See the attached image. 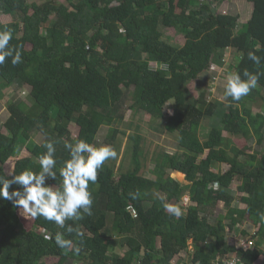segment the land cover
I'll list each match as a JSON object with an SVG mask.
<instances>
[{
    "label": "trees",
    "instance_id": "obj_1",
    "mask_svg": "<svg viewBox=\"0 0 264 264\" xmlns=\"http://www.w3.org/2000/svg\"><path fill=\"white\" fill-rule=\"evenodd\" d=\"M246 1L252 3V11L238 25L236 12L212 13L211 2L205 0H46L43 4L0 0V13L12 18L8 23L0 20V30H12L10 45H19L22 53V63L13 66L9 59L0 66V98L6 87L16 91L7 105V133L0 132V175L11 179L25 169L39 171L38 158L46 152L43 145L52 141L57 150L63 143V151H55L57 180L47 181L59 187V169L70 159L64 142L73 140L68 126H78L76 141L99 146L97 140L102 139L114 144L120 129L113 124L123 118L124 107L144 110L156 119L166 117L162 126L184 148L181 155L157 153L154 178H149L140 174L142 137L131 136V168L116 177L107 161L97 183L89 185L92 214L67 221L65 228L33 218L26 230L19 207L0 199V264H171L187 249L188 239L193 243L191 264H213L231 251L245 264H254L264 248V116L251 110L253 103H264V0ZM165 28L182 34L183 44L165 40ZM228 48L235 72L242 79L245 71L259 74L257 85L262 91L256 87L239 102L229 98L230 106L225 104L222 113L211 118L222 108L217 102L206 103L201 93L195 97L189 84L215 60L223 65ZM250 51L260 57L259 64L248 58ZM152 62L159 67L151 69ZM16 85H27L26 100L19 97ZM169 98L174 103L168 104L172 114L166 115ZM104 126L108 129L103 135ZM234 135L255 138L254 152L236 147ZM20 147L30 156L17 159L8 175L4 165ZM207 149L206 158L198 160ZM212 163L220 168L224 164L225 171H212ZM174 171L184 173L189 183L172 177ZM234 180L239 181L235 193H240L243 206L234 203L235 193L228 192ZM137 192L138 198L132 199ZM186 194L190 205L181 208L182 216L164 210V203L179 206ZM217 201L227 206L222 215L226 223L222 217L213 223L210 217L215 213L208 216ZM109 214L112 245L97 223ZM244 219L258 227L249 235L253 247L235 248L227 243L226 228L237 230ZM68 225L71 233L66 231ZM58 232L72 240L79 254L56 245ZM116 245L123 254L112 253Z\"/></svg>",
    "mask_w": 264,
    "mask_h": 264
},
{
    "label": "clouds",
    "instance_id": "obj_2",
    "mask_svg": "<svg viewBox=\"0 0 264 264\" xmlns=\"http://www.w3.org/2000/svg\"><path fill=\"white\" fill-rule=\"evenodd\" d=\"M12 39L11 29L0 30V66L9 59L13 66L22 63L21 47L10 45ZM248 58L256 64L260 63V57L255 54V51H250ZM153 63V68L159 67L156 62ZM160 67L166 69L164 64ZM243 76L246 79H242L239 72L228 76L223 91L225 101H228L230 97L231 102H239L257 87L259 74L245 71ZM231 102L226 103V107L230 106ZM173 103V98H169L166 102L167 105ZM97 144L99 146L86 140H77L75 144L65 141L64 147L68 150L70 159L65 160L59 169V176L62 178L60 186L54 187L47 181L57 180L56 148L54 142H46L43 145L46 152L38 158L39 171L25 169L11 179L0 175V199L12 201L30 217L43 218L60 228H65L67 221L82 220L85 214L90 216L93 198L89 185L97 183L98 172L107 161L118 158L117 151L110 144H105L101 140H97ZM13 185L19 187L9 191ZM138 196V192L131 194L132 199H137ZM163 207L167 213L176 217L183 215V210L179 206L164 203ZM261 220H264V214H261ZM66 231L67 233L73 231L71 225L67 226ZM45 239H51V237H45ZM55 243L62 250L72 249L76 254L80 252L78 247L73 249L72 240L65 238L64 233L58 232L55 235Z\"/></svg>",
    "mask_w": 264,
    "mask_h": 264
},
{
    "label": "rangeland",
    "instance_id": "obj_3",
    "mask_svg": "<svg viewBox=\"0 0 264 264\" xmlns=\"http://www.w3.org/2000/svg\"><path fill=\"white\" fill-rule=\"evenodd\" d=\"M46 0H28L29 3H36V4H43ZM63 1V0H59ZM210 3L212 13H230V12H236L238 14L239 19H238V25H241L244 23L250 16V12L252 11V3L246 0H222L218 1L219 3H216L215 0H205ZM240 3V6H239ZM238 5V8L236 7ZM239 9V10H237ZM240 11V12H239ZM32 13V10L29 11V15ZM52 17L50 16L49 19ZM0 20L3 23H8L12 20L11 15H6L3 13H0ZM163 38L167 40L168 42H171L172 44L175 45H182L184 42L183 35L180 33L175 32V30L171 28H165L163 30ZM207 41L206 39H204ZM230 49H226V55H229L230 53L228 52ZM231 58L226 56L224 57V64L219 66V70L225 74V76L228 78L229 75L233 73V69L230 67ZM154 66V63L152 62L150 64V67ZM163 68H165L163 66ZM236 71V70H235ZM22 88V90H21ZM258 91H262L261 88L257 85ZM18 89H20L19 92V97L22 100H26L25 97L28 94V88L27 85L20 86ZM17 89V90H18ZM189 89L191 90L192 94L195 97H198V91L199 89L197 88V85L194 84V81L189 84ZM3 92V97L0 98V132L2 133H7L4 123L9 117V112L7 110V105L11 98L13 97V94L15 89L13 87H6L2 90ZM213 96V95H212ZM214 97V96H213ZM212 97V101H213ZM252 113L255 114L256 112L261 113L264 116V103L262 101H258L252 104L251 106ZM165 114L166 115H171L172 114V108L171 106L167 105L165 108ZM166 117L163 116V118L156 119L154 116L151 114L147 113L144 110L137 109L133 111L132 109H128L124 107V116L122 119H117V123L115 122L113 125L120 129V132L116 136V140L114 144L111 143H106L101 139V141L105 144H110L113 148L118 153V158L114 160H109L108 163L112 164L114 167L116 174V177L119 176V174L126 172L131 168V152L130 148L132 145V141L130 139L131 136L133 135H141V151H142V156H141V161H142V169L140 174H142L145 177L149 178H154L153 173V168H154V159L153 157L161 152V151H168L169 153H178V155H181V153H184V148L180 147L178 145V139L176 138V135L167 130L164 129L162 126V123L165 121ZM207 123L208 119H205ZM205 121L203 123H205ZM104 125H107L105 123ZM108 126V125H107ZM240 126L244 129H248V125L246 123H240ZM69 130L71 133V136L73 138L72 143H76V136L78 134V126L76 124L71 123L69 126ZM108 129V127H105L101 130V134L104 135L106 132L105 129ZM207 132L208 130L205 129ZM201 136L203 135V132L201 131ZM227 134V133H225ZM101 137V136H100ZM34 139H38V137H35ZM231 140L234 143V145L240 149H243L244 152L248 153H253L254 152V144L256 142L255 138H246L243 135L239 136H231ZM62 144H59V148L57 149L58 152L63 151L62 149ZM65 149V148H64ZM56 150V151H57ZM208 153V149L204 151L203 154H200L198 156L199 158L205 159ZM183 155V154H182ZM30 153L25 149V147H20L18 150L17 154L14 157H11L8 159L6 162L5 166V171L8 175L12 174L13 168H14V163L17 159L22 158V157H29ZM225 171L226 166L223 164L222 167L220 168V165L217 163H212L211 165V170L214 172H219ZM170 175L177 179L178 181L182 183H189L188 180H186V176L184 173L179 172V171H174L171 172ZM235 187L239 184V181L234 180L232 183ZM56 187L55 185H53ZM240 197V193H236V199L238 200ZM242 205V203H239ZM188 205H190V200L187 196H183L179 202V207L182 208H187ZM212 210H208L209 213L216 214L217 215H225L227 213V206L224 204V202H216V204L213 205ZM19 213H20V218H21V224L24 229L29 230L33 224V218L30 217L27 213L22 212V209L19 208ZM214 217V216H213ZM223 219V218H222ZM224 222H227V219H223ZM245 226H252V230L256 231V226L253 225L248 219H244ZM98 226L100 231H104L107 233L108 237L107 239L109 242L112 244L115 236H112V215L109 214L108 217H99L98 218ZM249 236H246V239H248ZM254 240V238H251ZM188 246L185 251H182L181 254H178L176 258L171 262V264H178L176 259L179 258H184L185 260L181 264H191V255L193 251V243L191 239H188L187 242ZM159 246V242L157 243ZM253 246V245H252ZM251 246V247H252ZM124 250L120 248L119 246H115L112 249V253H117V254H123ZM48 262H53L54 259H48ZM176 261V262H175ZM71 264H80V263H71ZM84 264V263H81Z\"/></svg>",
    "mask_w": 264,
    "mask_h": 264
},
{
    "label": "crops",
    "instance_id": "obj_4",
    "mask_svg": "<svg viewBox=\"0 0 264 264\" xmlns=\"http://www.w3.org/2000/svg\"><path fill=\"white\" fill-rule=\"evenodd\" d=\"M239 6H240V3H239ZM236 7L238 8V5H236ZM237 10H239V9H237ZM250 14H251V12H250ZM228 52L230 54L226 55V50H225L224 57H226V56L230 57L231 56V58H232L231 50ZM231 58L229 60H231ZM230 67L233 69V73H234L236 69L231 64H230ZM226 82H227V77L225 76L224 73H222L219 70V65H217V60H215V62L211 65L209 70H207L203 74H200V76L198 77V80L194 82V84L197 85V88L199 89L198 95L201 93L202 98L206 103L217 102L219 104V107L222 108L220 110H216L214 112V114L211 116V118H213L215 115L218 116L219 114H221L222 110H224V108H223L224 105L228 102V101L224 100V96H223L224 86H225ZM16 87L19 88L20 85H16ZM212 97H213V101H212ZM222 104H223V106H222ZM216 186H217V184L213 185V187H216ZM235 190H236V187L233 184H231V187L228 190V192L232 191V193H235ZM185 196L188 197V194H186ZM235 197H236V193H235ZM218 202H222V201H218ZM234 203H239V201L235 198ZM241 206H243V204ZM208 216H210L209 212H208ZM219 217H222L224 219V217L222 215H220V216L217 215L216 217H210V219H211V221H213V223H215V220H217V218H219ZM250 222L252 223V221H250ZM244 223H245V220H243L242 225L240 227H238L239 229H237V230L226 228L225 236L227 239V243L234 246L235 248H240V247H242L244 249L248 248V247L244 246V243L247 242L246 236L252 235L254 232L257 231L258 227L256 225H255L256 231H253L252 226H245ZM248 239H250V238H248ZM252 247H250V248H252ZM179 254H181V252ZM235 254H236V252H234V251L228 252L224 255V257H218V260L219 259L223 260L224 258L231 256V255H235ZM176 256L174 257V259L176 258ZM184 260H185L184 258H179V257L176 259L178 264H181ZM254 264H264V248H263L261 254L259 255V258L254 262Z\"/></svg>",
    "mask_w": 264,
    "mask_h": 264
},
{
    "label": "built area",
    "instance_id": "obj_5",
    "mask_svg": "<svg viewBox=\"0 0 264 264\" xmlns=\"http://www.w3.org/2000/svg\"><path fill=\"white\" fill-rule=\"evenodd\" d=\"M128 210L131 211L133 215L136 214V211L132 206H129ZM246 241L247 242L244 243V246L248 248H250L254 243V240L252 239H246ZM213 264H245V263L235 254L228 256L223 260L222 259L216 260V262H214Z\"/></svg>",
    "mask_w": 264,
    "mask_h": 264
}]
</instances>
